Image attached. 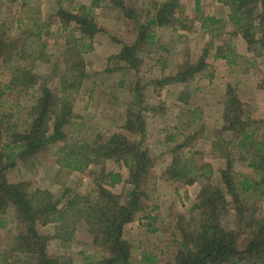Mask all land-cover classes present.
Listing matches in <instances>:
<instances>
[{
	"label": "rangeland",
	"instance_id": "obj_1",
	"mask_svg": "<svg viewBox=\"0 0 264 264\" xmlns=\"http://www.w3.org/2000/svg\"><path fill=\"white\" fill-rule=\"evenodd\" d=\"M177 1L172 18L178 22L158 27L162 29L155 41L137 51L133 69L116 61L119 50L123 44L131 46L135 26L145 24L148 14L169 0H125L130 17L110 0H0V147L11 142L13 134L29 132L42 88L52 92L51 102L56 104L51 105L50 115L60 114L63 101L71 108L61 129L63 140L16 159L14 167L4 172L8 184L24 186L33 208L45 201L54 206V216H48L46 223L40 215L33 223L36 236L44 240L46 259L57 264L108 260L95 227L91 230V223L73 215L71 202L77 196L95 203L102 190L118 197L120 204L125 202L131 188L126 184L128 170L123 158L108 155L104 147L119 135L129 146L146 151L150 160L141 186L145 208L121 231L132 264H150L142 257L153 259L154 264H174L183 250L178 247L183 234L199 227L200 191L213 193L216 188L224 195V203L212 196L219 209L217 227L233 235L239 253L208 264H264V195H260L264 184L250 192H241L238 184L242 178L262 181L264 173L249 167L254 151H240L241 137L233 129L225 130L229 123L224 121V113H241V127L255 131L256 143L264 142V29L237 33L228 21L227 0ZM81 7L90 13L98 31L90 41L76 24L62 23L58 17L59 8L76 15ZM156 28L151 29L156 33ZM243 34L253 42L248 43ZM79 44L92 49H81ZM200 60L204 66L191 79L158 85ZM22 79L28 80L27 87H22ZM65 84L69 88L62 93ZM136 85L139 101L133 93ZM232 97L238 104L226 105ZM128 112H141L142 135L125 129ZM53 125L51 119L49 134ZM61 150L83 161L81 171L59 167ZM175 153L198 167V175L208 173L190 186L166 180L163 174ZM228 160L235 200L220 179ZM2 212L0 264L4 260L36 264L37 255L27 253L26 239L17 238L27 234V228L17 225L15 207L8 204ZM255 241L257 250L244 253L245 246Z\"/></svg>",
	"mask_w": 264,
	"mask_h": 264
},
{
	"label": "trees",
	"instance_id": "obj_2",
	"mask_svg": "<svg viewBox=\"0 0 264 264\" xmlns=\"http://www.w3.org/2000/svg\"><path fill=\"white\" fill-rule=\"evenodd\" d=\"M114 6L120 8L127 16H131L128 9L125 6V0H110ZM177 0H169L166 4H160L155 8L154 14H148V20L145 24H137L136 40L131 46L124 45L121 52L116 56L117 62H123L130 68H136L137 60L136 53L140 49V46L145 43H152L155 41L156 36L151 28L171 26L178 20L172 18L174 15ZM230 7V16L228 21L238 33L241 31H247L249 28L252 30L264 29V0H227L226 2ZM252 6V9H250ZM85 9L81 7L73 15L61 8L58 10V17L62 23L73 22L78 26L79 32L87 35L86 41L90 39L98 32L93 26L90 20V13L84 12ZM196 11L198 12V2H196ZM203 20L215 24L213 18H204ZM258 21V22H257ZM254 22H257L254 24ZM264 34V30H263ZM248 43L253 40L248 34H243ZM79 48L91 50L92 47L89 44H79ZM226 59V58H224ZM203 62H200L196 66H188L186 70L177 73L171 79H164L157 82L158 85H164L174 82H185L193 77L195 73H199L202 70ZM82 79V76L79 77ZM29 80H33L29 77ZM29 82V83H30ZM22 87L28 86V80H21ZM31 86V84H30ZM68 85L65 84L62 93L68 89ZM41 96L37 99L36 105L32 110V114H35V119L29 126V132L16 136L13 134L11 142H7L0 147V228L2 227L3 208L8 204L15 207V220L17 225H26V233L24 235H18L17 238L28 242L27 253L37 255L36 264H57L55 261L46 259L43 251L44 240L36 236L33 223L38 215L42 216L43 224L47 222V217L54 216L55 210L53 205H47L46 201L44 205L34 206L31 205V199L27 197V194L23 191V185H11L8 184L4 172L15 165L16 159L23 157L24 155H32L37 150L45 148L47 145L53 144L64 139V134L61 129L66 124V121L70 115V104L66 101L62 102L61 112H53L50 115L51 107L55 106V102H51L53 97L52 92L45 88H42ZM135 98L140 100L139 86H135ZM54 101V100H53ZM230 103L237 105L238 101L235 98H231L226 105ZM52 105V106H51ZM226 111V110H225ZM228 111V108H227ZM241 114V113H240ZM240 114H236L235 111L230 115L224 113V121L228 124L225 130L234 131V134L239 135L241 140L238 144L240 151H248L249 153L254 151L253 159L249 164V167L256 171L264 173V142H255V131L245 132L241 127ZM53 117V118H52ZM53 119V129L51 134L48 133V123ZM125 129L136 132L140 135L144 132V123L141 116V112L137 115L128 112ZM247 126V124H246ZM0 129V135H1ZM233 133V132H232ZM105 149L109 150L108 155H112L114 158H123V163L128 170V179L126 184L130 185V191L127 194V198L124 203L120 204V199L109 192L102 190L97 202L84 201L78 199L72 201L71 204L75 208L73 215L77 219H85L87 223H91V230H93L98 237H101V246L104 247L109 253V258L105 264H132L130 259V252L128 245L121 240L122 228L134 221L135 215L145 208L142 202L144 197V191L141 189L142 180L149 168V158L146 151L139 150L136 146H129L124 138H119V135H115L105 144ZM101 148V146H100ZM179 149V148H178ZM175 149V150H178ZM254 149V150H251ZM96 152V151H95ZM63 157L57 160V163L61 169L68 171H81L83 161L77 158L76 154L71 152H65L61 150ZM227 156H224V158ZM207 167L202 166L205 170ZM198 167L190 164L189 160L182 159V156H178L175 153L171 165L164 171V177L169 181H183L185 185H193L199 178L205 176L208 172L197 174ZM231 162L228 160L225 171L220 173V179L224 182L227 193L231 195L235 200V191L233 190V179L231 178ZM201 175V176H200ZM113 180H118V175H112ZM240 185L239 190L241 192H250L262 187L264 179L262 181H250L244 178L238 182ZM25 190V189H24ZM38 194V193H37ZM34 195V199H38ZM260 195H264V192H260ZM212 196L216 198L218 203H224L223 193L216 188L213 193H209L208 190L203 189L198 196L199 203L198 208L201 211V221L198 224L199 227L194 233L183 234V241L179 242L178 247L182 250L175 258L174 264H208L217 263L225 259H231L235 254H238V250L235 249V241L233 235L219 230L218 223V210L214 206ZM220 201V202H219ZM64 215V214H63ZM63 215L60 219H63ZM42 221V220H41ZM46 221V222H45ZM18 239V240H19ZM189 242L191 245H188ZM190 246V247H188ZM259 246L258 242H251L244 248V253L251 254ZM264 248V243L261 246ZM20 248V247H19ZM178 249V250H179ZM189 249V250H188ZM142 262L147 261L150 264H154V260L150 258H141ZM1 264H12L4 260Z\"/></svg>",
	"mask_w": 264,
	"mask_h": 264
},
{
	"label": "crops",
	"instance_id": "obj_3",
	"mask_svg": "<svg viewBox=\"0 0 264 264\" xmlns=\"http://www.w3.org/2000/svg\"><path fill=\"white\" fill-rule=\"evenodd\" d=\"M161 29H162V28H158V27H157V28H156V33H155V31L153 30V31H154V34H155V36L157 35L158 31H159V30H161ZM182 32H183V31H180V33H182ZM182 34H183V33H182ZM135 40H136V39H135ZM132 41H133V40H132ZM123 46H124V44L122 45V47H121V50H122ZM127 46H128V45H127ZM121 50H119V52H118V53H120V52H121ZM104 62H105V61H104ZM93 69H94V68H93ZM95 70H96V69H94V71H95ZM97 71H99V70H97Z\"/></svg>",
	"mask_w": 264,
	"mask_h": 264
}]
</instances>
